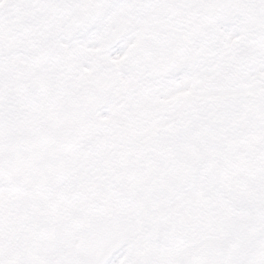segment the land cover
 <instances>
[{"label": "snow or ice", "instance_id": "1", "mask_svg": "<svg viewBox=\"0 0 264 264\" xmlns=\"http://www.w3.org/2000/svg\"><path fill=\"white\" fill-rule=\"evenodd\" d=\"M0 264H264V0H0Z\"/></svg>", "mask_w": 264, "mask_h": 264}]
</instances>
